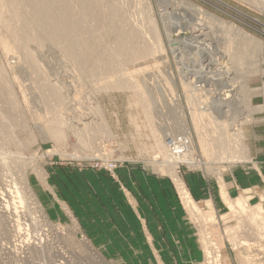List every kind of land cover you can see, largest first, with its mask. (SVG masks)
I'll list each match as a JSON object with an SVG mask.
<instances>
[{"label":"rangeland","instance_id":"374dc122","mask_svg":"<svg viewBox=\"0 0 264 264\" xmlns=\"http://www.w3.org/2000/svg\"><path fill=\"white\" fill-rule=\"evenodd\" d=\"M13 1L4 0L0 8H12ZM121 1L134 15L141 13L135 17L143 21L144 30L148 27L145 38L153 37L151 25L158 31L155 40L160 39L162 50L140 62L158 65V70L161 64L167 66L158 74L155 66L128 63L132 72L140 66L156 68L151 75L147 69L145 76L140 67L135 72L140 81L129 89H101L96 85L112 78L103 74L93 86L79 75L61 43L50 38L40 47L29 36L27 47L37 61L31 66L9 36L21 21L11 12L0 17V264H264V236L249 230L255 205L264 212V0ZM19 6L31 16L29 6ZM63 8L68 13L81 10L74 3ZM245 37L253 39L255 48L228 69L226 50ZM2 40L12 44L10 51L4 50ZM139 84L152 106L139 102ZM194 106L211 113L209 119L224 122L227 132L241 131L245 154L242 150L240 157L220 159L218 152L204 149L200 139L213 124L207 118L195 121ZM47 121L53 123L52 130H62L61 138L50 134ZM85 122L95 130L83 129ZM79 135L91 145H81ZM23 170L35 201L24 191ZM239 197H246L253 210L237 215L229 209L228 201ZM189 202L200 215L211 211L215 217L203 222L195 218Z\"/></svg>","mask_w":264,"mask_h":264},{"label":"bare ground","instance_id":"6f19581e","mask_svg":"<svg viewBox=\"0 0 264 264\" xmlns=\"http://www.w3.org/2000/svg\"><path fill=\"white\" fill-rule=\"evenodd\" d=\"M8 1V0H7ZM11 1V0H9ZM4 3L5 5V2L4 0H0V5ZM74 3V6L75 5H78L81 7V10L76 12V13H68L63 7L67 4V8L69 5L73 4ZM13 4V5H12ZM23 4H26L27 7L29 6V10H30V14L31 16H27L25 15L22 10V7L19 6V5H22ZM93 4V5H92ZM125 4V3H124ZM123 2L121 0H14L11 5L13 6L12 8H6V9H3L0 8V17H3L4 13L5 12H11V14L16 18V20H20L21 21V24L22 26L19 27V29H17L15 31V33H13V35H9L10 38L11 36L13 37V42H15L17 44V48L18 46H20L22 48V55L24 57H27V60L29 62V64L31 66H37V61L35 59V57L32 56V51L29 50V46L27 45V43L29 42L28 38L30 35H33V38L31 39L33 41V39L35 38V43L40 46L43 41H44V38H50L52 40V42H55V43H61V45L63 46V50H64V54L67 55V58L70 59V61L72 62V64L74 65V67L77 68V70L80 72L79 75L85 77L87 79V82H88V79L93 83L96 80L98 79H102V74L105 75L104 77H108V76H111L112 78L111 79H108V81H101L102 83L100 84V82L98 83L97 81V85L98 87H101V89H103L104 87H113V88H135L137 85L134 84L135 81H138L139 80V76L137 77L136 73L135 72H139L140 71V67L143 66L145 64L144 61L140 62V60L146 58L147 56H150L152 54H154L153 56H155V53H156V57H157V52L161 51L162 50V46H161V42L159 41L160 39H156L158 36L157 34V29L155 26L151 25V29L150 31L148 30V32H150L149 34H152L153 37L151 35H149V38L147 40V38H145V35H146V31H147V28L146 30H144L145 28H143V21L141 20H138V17H135L136 14H141V13H136L135 15L129 11V9H127V7H125L126 5H124ZM3 5V4H2ZM1 5V6H2ZM9 7V6H8ZM11 7V6H10ZM72 7V6H71ZM66 8V9H67ZM194 8V7H193ZM197 8V7H196ZM27 9V8H26ZM69 9V8H68ZM75 9V8H73ZM195 9V8H194ZM197 10V9H196ZM198 10H200L198 8ZM197 10V11H198ZM28 11V10H27ZM74 11V10H73ZM76 11V9H75ZM146 11V10H144ZM203 11V10H202ZM148 12V11H147ZM201 13V12H199ZM10 14V13H9ZM149 14V13H148ZM203 14V13H202ZM198 15V14H197ZM5 16V15H4ZM139 16V15H137ZM143 16V15H142ZM214 16V15H213ZM10 17V16H9ZM147 17V16H146ZM149 17V16H148ZM164 17V16H163ZM204 17V16H203ZM209 17V16H208ZM211 18L212 15H210ZM139 18H142L143 17H139ZM2 19V18H1ZM12 19V17H11ZM10 19V20H11ZM146 19V18H144ZM150 19V18H149ZM183 19V18H182ZM210 19V18H209ZM32 21H34L33 23H30ZM204 20V18H203ZM6 21V20H4ZM9 21V20H8ZM15 21V20H14ZM30 21V22H29ZM94 21V22H93ZM148 21V20H147ZM151 21V20H150ZM148 21V22H150ZM177 21V20H176ZM153 22V21H152ZM203 22V21H202ZM222 22V21H221ZM7 23V21H6ZM186 23V22H185ZM201 23V22H200ZM5 24V23H4ZM18 24V22H17ZM177 24V23H176ZM189 24V23H188ZM192 24V23H191ZM195 24V23H194ZM204 24V23H203ZM3 25V23H2ZM195 26V25H194ZM198 26V25H197ZM201 26V25H200ZM10 27V26H9ZM8 27V28H9ZM16 27V26H15ZM150 27V25H149ZM191 28V27H190ZM202 28H205V27H201ZM10 29V28H9ZM14 30V28H12ZM31 29V31H30ZM196 29V28H195ZM198 29V28H197ZM196 29V30H197ZM212 29V28H211ZM11 30V29H10ZM166 30V29H165ZM168 30V29H167ZM205 30V29H204ZM240 30V29H239ZM4 31V30H3ZM12 31V30H11ZM10 31V32H11ZM169 31V30H168ZM198 31V30H197ZM215 31V30H214ZM6 32V31H5ZM147 32V33H148ZM192 32V31H191ZM217 32V31H216ZM167 33V32H166ZM174 33V31H173ZM200 33V32H199ZM203 33V32H202ZM215 33V32H214ZM227 33V32H226ZM9 34V33H8ZM176 34V33H175ZM201 34V33H200ZM212 34V33H211ZM217 34V33H216ZM196 35V34H195ZM241 35V34H240ZM152 38H151V37ZM167 36V35H166ZM212 36V35H210ZM227 36V35H226ZM177 37V36H176ZM216 37V36H215ZM220 37V36H219ZM235 37V36H234ZM214 38V37H213ZM227 38V37H226ZM243 38V37H242ZM251 38V37H250ZM149 39H152L151 40V43L149 42ZM155 41H154V40ZM246 39V40H245ZM245 41L243 40H239V43L237 44V46L235 47H228V49L226 50V53L228 54V69H233V68H236V63L239 62L241 59H244L246 58L248 55H250V53L253 51V49L255 48V45L253 43V39H248L245 37ZM236 40V38L234 39ZM153 41V43H152ZM222 41V40H221ZM255 41V40H254ZM3 46H4V50L5 51H10L11 50V47L12 44L6 42L5 40H2L1 41ZM10 42V40H9ZM208 42V41H207ZM214 42V41H213ZM228 44L231 42V39H228ZM235 41H233L234 43ZM33 43V42H32ZM216 43V42H215ZM257 43H259L257 41ZM46 44V42H45ZM181 44V43H180ZM217 44V43H216ZM221 44V43H220ZM9 45V46H8ZM35 45V44H34ZM50 45V44H49ZM59 45V44H57ZM224 45V44H223ZM28 46V47H27ZM61 46V47H62ZM174 46V45H173ZM257 46V45H256ZM16 47V46H15ZM14 47V48H15ZM19 47V49H20ZM41 47V46H40ZM56 47V46H55ZM54 47V48H55ZM58 47V46H57ZM60 47V48H61ZM13 48V47H12ZM42 49V48H41ZM40 49V50H41ZM62 49V48H61ZM62 50V52H63ZM34 51V50H33ZM39 51V50H38ZM61 51V50H60ZM19 52V51H18ZM59 52V51H58ZM61 52V53H62ZM208 52V51H207ZM35 53V52H34ZM214 53V52H213ZM18 54V53H17ZM41 54V53H40ZM38 55V54H37ZM161 55V54H159ZM152 56V57H153ZM195 56V55H193ZM204 56V55H203ZM202 56V57H203ZM151 57V56H150ZM155 58V57H154ZM154 58L152 60H154ZM22 59V58H21ZM24 59V58H23ZM147 59V58H146ZM150 58H148L149 60ZM156 59V58H155ZM215 59V58H214ZM139 60V62L137 61ZM148 60H145V61H148ZM151 60V59H150ZM149 62H152L153 61H150ZM157 60V59H156ZM207 60V59H206ZM133 61H136L137 63H139V65L142 63V65L139 67V65H137L139 68L138 69H133V72L131 69H129L130 67L127 66L128 63H132ZM163 60H160V62L162 63ZM250 61V60H249ZM27 62V64H28ZM135 62V63H136ZM144 62V64H143ZM156 62V61H155ZM248 62V61H247ZM136 63V64H137ZM157 63V62H156ZM133 64V63H132ZM131 64V67L132 66H135ZM146 64L148 65V67L150 65H152L151 63L148 64V62H146ZM145 64V65H146ZM164 64V63H163ZM205 64V63H204ZM209 64V63H208ZM211 64V63H210ZM239 64V63H238ZM244 64V62H243ZM129 65V64H128ZM146 65V66H147ZM162 65V64H161ZM159 66V70L155 64L152 65L153 67L155 66L157 68L155 69H152V70H156V72L158 73L161 68L163 66H166V65H162V66ZM190 65V64H189ZM214 65V64H213ZM39 66V65H38ZM126 66L128 67V69L131 71L129 72L128 69L126 68ZM151 66V67H152ZM182 66V65H181ZM203 66V65H202ZM236 66V67H235ZM244 66V65H243ZM30 67V66H29ZM161 67V68H160ZM189 67V66H188ZM75 68V69H76ZM134 68V67H133ZM137 68V67H135ZM142 68V71H144V74L146 76L147 72L150 73L152 70L151 68H146L145 69L143 67ZM167 68V66L165 67V69ZM183 68V67H182ZM187 68V66H186ZM213 68V67H212ZM245 68V67H244ZM34 69V68H33ZM147 69H149L147 71ZM227 69V68H226ZM38 70V69H37ZM180 70V69H179ZM186 70V69H185ZM202 70V69H201ZM207 70V69H206ZM216 70V69H215ZM218 70V68H217ZM1 71V70H0ZM128 71V72H127ZM147 71V72H146ZM153 71V72H154ZM165 71V70H164ZM214 71V70H213ZM221 71V70H220ZM247 71V70H246ZM141 72V71H140ZM139 72V73H140ZM151 72V73H153ZM205 72V71H203ZM209 72V71H208ZM118 73H120L119 75H117ZM135 73V74H134ZM151 73L149 75H151ZM198 73V72H197ZM160 74V72L158 73ZM185 74V73H184ZM201 74V73H200ZM78 75V76H79ZM101 75V76H100ZM107 75V76H106ZM153 75V74H152ZM166 75V74H165ZM183 75V73H182ZM191 75V74H190ZM2 76V75H1ZM100 76V78L98 77ZM144 78V75H141L140 78ZM155 76H158L157 74H155ZM194 76V75H193ZM221 76V75H220ZM151 77V76H149ZM154 77V76H152ZM151 77V78H152ZM159 77V76H158ZM164 77V76H163ZM186 77V76H185ZM46 78V77H45ZM81 79V77H79ZM84 78V79H85ZM147 78V77H146ZM151 78H148V79H151ZM161 78V77H160ZM167 78V77H166ZM184 78V77H183ZM182 78V79H183ZM198 79V77H196ZM214 78V77H213ZM233 78V77H232ZM236 78V77H234ZM104 79V78H103ZM157 80V78H155ZM159 79V78H158ZM163 79V78H162ZM165 79V78H164ZM211 79V78H210ZM83 81V79H81ZM142 80V79H141ZM153 80V78H152ZM152 80L150 82H152ZM236 80V79H235ZM4 81V79H3ZM46 81V80H45ZM140 81V80H139ZM142 81H145V80H142ZM147 81V80H146ZM166 81V80H165ZM168 81V80H167ZM193 81V79H192ZM87 82H86V85H87ZM148 82V81H147ZM163 82V81H162ZM4 83V82H3ZM7 83V82H5ZM85 83V81H84ZM219 83V82H218ZM96 84V83H95ZM216 84V83H215ZM228 84V83H227ZM234 84V83H233ZM2 85V84H1ZM6 85V84H5ZM8 85V84H7ZM90 85V84H89ZM152 85V83H151ZM242 85V84H241ZM93 86H94V83H93ZM142 85L139 84V86L137 87V89H140ZM160 86V85H159ZM232 86V85H231ZM7 87V86H6ZM152 87V86H151ZM150 87V88H151ZM4 88V87H2ZM8 88H10L8 86ZM90 88H93V87H90ZM144 88V87H143ZM146 88V87H145ZM144 88V89H145ZM5 89V88H4ZM99 89V88H98ZM97 89V90H98ZM100 89V90H101ZM127 89V90H128ZM147 89V88H146ZM152 89V88H151ZM150 89V90H151ZM245 89V88H244ZM94 90V89H93ZM92 90V91H93ZM105 90V89H104ZM123 90V89H122ZM148 90H149V86H148ZM155 89H153L154 91ZM185 90V89H184ZM197 90V89H196ZM233 90V89H232ZM95 91V90H94ZM103 91V90H102ZM126 91V90H125ZM147 91V90H145ZM5 92V91H4ZM48 92V91H47ZM149 93H151L150 91H148ZM189 92V90H188ZM197 92V91H196ZM1 93V92H0ZM9 93V91L7 92ZM50 93V92H49ZM54 93V92H53ZM96 93V92H95ZM144 90L141 88L140 90L136 91V94L139 96V99H141L139 102L141 103L142 101L144 102H148V104H150L151 102H149V97H145V95L147 96V94L145 93L144 95ZM203 93V92H202ZM243 93V92H242ZM247 93V92H246ZM131 94V93H130ZM155 94V93H154ZM153 94V95H154ZM156 94H158V92L156 91ZM186 94V93H185ZM189 94V93H188ZM201 94V93H200ZM215 94V93H214ZM245 94V93H244ZM5 95V94H4ZM52 95V94H51ZM152 95V94H150ZM149 95V96H150ZM184 95V94H183ZM193 97V95L195 96V93L192 92L191 94ZM237 95V93H236ZM2 96V95H0ZM9 96V95H8ZM166 96V94H165ZM164 96V97H165ZM171 96V95H170ZM174 97V95H172ZM235 96V95H234ZM245 96V95H244ZM247 96V95H246ZM245 96V97H246ZM57 97V96H56ZM156 98V96H154ZM158 97V96H157ZM160 97V96H159ZM159 101H161V98ZM187 97V96H186ZM190 97V98H191ZM210 97V96H209ZM220 97V96H219ZM233 97V96H232ZM238 97V96H237ZM59 98V97H58ZM152 98V96H151ZM150 98V99H151ZM189 98V99H190ZM249 98V97H248ZM247 98V99H248ZM157 99V98H156ZM155 99V101H156ZM166 99V98H165ZM174 100V98H172ZM178 99V97H177ZM186 99V98H185ZM232 99H235V98H232ZM169 100V99H168ZM196 100V99H195ZM222 100V99H221ZM229 100V99H228ZM238 100V98H237ZM153 101H154V98H153ZM158 101V103H159ZM167 101V100H166ZM197 102V101H196ZM224 102V101H223ZM232 102V101H231ZM238 102V101H237ZM248 102V100L246 101V103ZM138 103V102H137ZM157 103V101H156ZM157 103V104H158ZM200 103V102H199ZM204 103V102H203ZM221 103V102H220ZM234 103V102H233ZM143 104V103H142ZM147 104V103H146ZM144 105V107H147L149 105ZM191 104L193 105L194 102H191ZM237 105L239 103H236ZM241 104V103H240ZM156 105V104H155ZM162 105V104H161ZM212 105V104H210ZM244 105V104H242ZM248 106V109L250 106L249 102L247 104ZM143 106V105H142ZM151 106H152V103H151ZM189 106V105H188ZM229 106H231L229 104ZM234 106V104H233ZM246 106V105H245ZM156 107V106H155ZM161 107V106H160ZM159 107V108H160ZM192 107V106H191ZM190 107V108H191ZM212 107V106H211ZM244 107V106H243ZM96 109H99L98 107L95 106ZM151 108V107H150ZM219 108V107H218ZM217 108V109H218ZM226 108V107H225ZM253 109V107H251ZM261 108V107H260ZM147 109V108H146ZM163 109V108H162ZM161 109V110H162ZM238 109V108H237ZM236 109V110H237ZM243 109V108H242ZM245 109V108H244ZM258 109V108H257ZM145 110V109H144ZM143 110V111H144ZM157 110V109H156ZM229 110V109H228ZM233 110V109H231ZM246 111H249L247 109H245ZM223 111V109H222ZM149 112V111H148ZM164 112V111H163ZM182 112V111H181ZM211 112H213L211 110ZM217 112V111H216ZM225 112V111H224ZM231 112V111H230ZM233 112V111H232ZM231 112V113H232ZM245 112V111H244ZM165 113V112H164ZM194 117H195V121H198L200 119H203V120H206L205 118H207L209 121L208 122H212L213 124V128H210V129H204L206 130L205 134L206 136L205 137H202L201 140V146L204 147V149L206 148L208 151H211L216 153L218 152L219 154V158L222 159L227 156V157H237L236 155H238L239 157L242 155L241 154V151L243 150L244 151V146L242 145L241 141L240 140V137H243L242 135V132L239 131V132H236V133H229L227 132V129H226V124H224V122H221V121H217L214 117L212 119V117L209 119L211 115L204 112V110H201L199 107H193V111H192ZM229 113V112H228ZM238 113V112H237ZM240 113V112H239ZM241 113H243L241 111ZM251 113V112H249ZM247 113V115L249 114ZM215 114V113H214ZM213 114V115H214ZM233 114V113H232ZM235 114V112H234ZM245 114V113H244ZM4 115V114H3ZM2 115V116H3ZM151 116V114H149ZM158 115V114H157ZM148 116V115H147ZM156 116V115H155ZM181 116V114H180ZM221 116V114H220ZM223 116V114H222ZM232 116V115H230ZM236 116V115H235ZM238 116V115H237ZM242 116V114H241ZM240 116V118H241ZM246 116V115H245ZM149 117V116H148ZM216 117V116H215ZM180 118V117H179ZM223 118V117H222ZM233 119V117H230ZM236 118V117H235ZM249 118V117H248ZM149 119V118H148ZM154 119V118H153ZM160 119V117H159ZM163 119V118H162ZM246 119V118H245ZM55 120V118H54ZM92 120V119H91ZM158 120V119H156ZM236 120V119H235ZM249 120V119H248ZM50 121V120H49ZM53 121V120H52ZM64 121V120H63ZM102 121V120H101ZM151 121V120H150ZM161 121V120H160ZM193 121V120H192ZM231 122V119L229 120ZM234 121V120H233ZM48 122V121H47ZM155 122V121H154ZM164 122V121H163ZM166 122V121H165ZM206 122V121H205ZM207 122V123H208ZM228 122V121H227ZM251 122V121H250ZM61 123V122H60ZM78 123V122H77ZM94 122H92L93 124ZM100 123V122H99ZM97 124L100 126V124ZM158 123V122H157ZM169 123H172L170 122L169 120ZM53 124V123H52ZM52 124H49V122L47 123V127H49V131H50V134L53 135L54 137H57V138H61L63 134V132L61 133L58 132L59 130L56 131L55 130H52V128L54 126H52ZM56 123H54L55 125ZM80 124V123H79ZM91 124V122H85L84 123V127L83 129H91L94 127H89ZM165 124V123H164ZM167 124V123H166ZM197 124V122H196ZM204 125L206 123H203ZM230 124V123H229ZM234 124V123H233ZM237 124V123H236ZM243 124V123H242ZM95 124L91 125V126H94ZM160 125V124H159ZM208 125V124H207ZM206 125V126H207ZM228 125V124H227ZM239 125V124H238ZM45 126V124H44ZM69 126V125H68ZM82 126H83V123H82ZM104 126L101 124V127ZM158 126V125H157ZM168 126V124H167ZM205 126V128H206ZM52 127V128H51ZM78 127V126H77ZM155 127V126H154ZM164 127V125H163ZM171 127V126H170ZM210 127V125L208 126ZM45 128V129H46ZM56 128V127H55ZM59 128V127H58ZM71 128V127H69ZM68 128V129H69ZM75 128V126H74ZM95 128H98V126H96ZM159 128V127H158ZM240 128V127H239ZM44 129V130H45ZM61 129V128H60ZM80 129V128H79ZM77 129V130H79ZM166 129V128H165ZM76 130V129H75ZM76 130V131H77ZM81 130V129H80ZM95 130V129H94ZM97 130V129H96ZM99 130H101L99 128ZM104 130L105 127H104ZM104 130L102 129V131L104 132ZM153 129H151L152 131ZM234 130V129H233ZM239 130V129H238ZM48 131V132H49ZM75 131V132H76ZM89 131V130H88ZM93 131V130H91ZM158 131V130H157ZM161 131V130H160ZM171 131V130H170ZM182 131V130H181ZM3 132V131H1ZM43 132V131H42ZM82 132V130H81ZM84 132V131H83ZM95 132V131H93ZM155 132V131H154ZM152 132V133H154ZM167 132V131H166ZM165 132V133H166ZM183 132V131H182ZM45 133V132H44ZM91 133V132H90ZM162 133V132H161ZM164 133V134H165ZM175 133V132H174ZM173 133V134H174ZM178 132H176L177 134ZM49 134V135H50ZM78 134V132H77ZM75 134V135H77ZM159 134V132H158ZM164 134H161V135H164ZM167 134V133H166ZM171 134V133H170ZM168 134V135H170ZM244 134V133H243ZM6 135V134H5ZM12 135V134H11ZM14 135V134H13ZM45 135V134H44ZM152 135V134H151ZM156 135L155 137H157V133L154 134ZM151 136V137H154ZM172 135V134H171ZM170 135V136H171ZM175 135V134H174ZM7 136V135H6ZM47 136H48V133H47ZM150 136V135H149ZM159 136V135H158ZM167 136V135H165ZM10 137V136H9ZM13 137V136H11ZM19 137V136H18ZM155 137L153 139H155ZM169 137V136H168ZM6 138V137H5ZM15 138H16V135H15ZM49 138V136H48ZM56 138V139H57ZM165 138V137H164ZM11 139V138H10ZM14 139V138H13ZM160 139V137H159ZM159 139L157 138V140L159 141ZM163 139V136L162 138ZM160 139V140H161ZM172 139V138H169V140ZM176 139V138H175ZM18 140V139H16ZM23 140V139H22ZM60 140V139H59ZM156 140V139H155ZM154 140V141H155ZM165 140V139H164ZM161 141V143L164 142ZM173 140V139H172ZM1 141V140H0ZM8 141V140H7ZM6 141V142H7ZM10 141V140H9ZM13 141V140H12ZM15 141V140H14ZM26 141V140H25ZM79 141L81 143V145H91V142L89 141L88 138H84L83 136H80L79 135ZM238 142L237 143V146L236 143L234 146H232L234 144V142ZM3 142V141H2ZM20 141L18 140V143ZM160 142V141H159ZM169 142V141H167ZM166 140H165V143H167ZM172 142V141H171ZM14 143V142H12ZM23 143V141H22ZM157 143V142H156ZM160 143V144H161ZM173 143V142H172ZM172 143H169L172 145ZM175 143V142H174ZM26 144H27V141H26ZM77 144V142H76ZM79 144V143H78ZM159 144V145H160ZM5 145V144H4ZM8 145V144H7ZM13 145H16L17 146V143L15 142V144ZM12 145V146H13ZM23 145L25 146V144L23 143ZM80 145V144H79ZM88 145V146H89ZM166 145V144H165ZM10 146V145H9ZM27 146V145H26ZM29 146V144H28ZM169 145H167L166 147H168ZM153 147V146H151ZM155 147H157L155 145ZM171 147V146H170ZM202 147V148H203ZM4 148V147H3ZM14 148V147H13ZM17 148H19L17 146ZM159 148V147H158ZM162 148V146H161ZM160 148V149H161ZM8 149V148H7ZM163 149V148H162ZM161 149V150H162ZM247 149V148H246ZM9 150V149H8ZM17 150V149H16ZM88 150V149H87ZM203 150V149H202ZM10 151V150H9ZM170 151V150H169ZM242 151V152H243ZM1 152H2V149H1ZM12 151H10V154H11ZM162 152V151H161ZM167 152V150H166ZM172 152V151H171ZM187 152V151H186ZM185 152V153H186ZM207 152V151H206ZM9 153V152H8ZM14 152H12L13 154ZM18 153V152H17ZM84 153V152H82ZM174 153V152H172ZM171 153V154H172ZM182 153V152H181ZM204 153V152H203ZM202 153V154H203ZM165 154L168 155V153H164V156ZM205 154V153H204ZM207 154H209L207 152ZM244 154H245V151H244ZM3 155V154H2ZM9 155V154H8ZM161 155V154H160ZM176 155V154H175ZM179 155V154H178ZM189 155V154H188ZM214 155V154H213ZM216 155V157L218 156ZM226 155V156H224ZM11 156V155H10ZM18 156V155H17ZM74 156V155H73ZM79 155H75L74 157H78ZM85 156V155H84ZM93 156V155H92ZM173 156V155H172ZM180 156V155H179ZM206 156V155H205ZM220 156H223L222 158ZM15 157V156H14ZM167 157V156H166ZM165 157V158H166ZM204 157V156H203ZM207 157V156H206ZM216 157H214V159H216ZM4 158V157H3ZM83 158V157H82ZM163 158V156H162ZM171 158V157H170ZM176 158V157H175ZM188 158V156H187ZM191 158V157H190ZM218 158V157H217ZM247 158V157H246ZM16 158H14L15 160ZM19 159V157H18ZM169 159V158H168ZM186 159V158H185ZM231 159V158H230ZM2 160V159H1ZM22 160V159H21ZM166 160V159H165ZM228 160V159H227ZM237 160V159H236ZM5 161V160H4ZM3 161V162H4ZM12 161V160H11ZM167 161V160H166ZM173 161V160H172ZM180 161H182L180 159ZM186 161H190V160H186ZM246 161V160H245ZM18 162V161H17ZM229 162H232V161H229ZM5 163V162H4ZM22 163V162H21ZM164 163V162H162ZM33 164V163H32ZM167 164H168V161H167ZM171 164V163H170ZM6 165V164H5ZM22 165V164H21ZM174 166V165H173ZM21 167V166H20ZM36 168V167H35ZM160 168V167H159ZM25 169V167H24ZM33 169V168H32ZM173 169V168H172ZM21 170V171H20ZM20 172H22V169L20 168ZM170 171V170H169ZM215 171V170H214ZM168 172V171H167ZM26 173V172H25ZM24 170H23V173L20 175L21 179L22 180V183H23V188H24V191L26 192V194H28L29 198H31L33 201L34 200V197H33V192L31 191V189H29V186L26 182V177L24 176ZM217 173V172H216ZM220 174V173H219ZM27 175V174H26ZM20 186V185H19ZM20 189V188H19ZM23 192V190L21 191ZM222 192V191H221ZM23 194V193H22ZM24 195V194H23ZM22 196V195H21ZM24 199V197H23ZM30 199V200H31ZM36 199V198H35ZM28 200V198H27ZM22 201V200H21ZM25 201V199H24ZM228 201V200H227ZM186 206L188 207L189 211L194 214L195 218H198L203 222V221H207V220H210V219H213L215 216L213 214V212H208L207 213V216L202 214L200 215L199 214V210L198 208L196 207L195 204L193 203H187ZM228 207L229 209H231L233 212H235L236 214L237 213H244L246 211L249 210V212L253 209L254 212L252 214H249V230L251 231V233H253L255 236L257 237H263L264 236V218L262 217V213L263 212V209L262 207H260V205H255L256 208H253L251 209V207L249 206L248 204V201H247V198H243V197H239L237 199H234L233 201H228ZM29 209V208H28ZM41 209V208H40ZM251 209V210H250ZM29 211V210H28ZM36 214V213H35ZM238 215V214H237ZM242 215V214H241ZM247 218V217H246ZM34 219V218H33ZM38 221V220H37ZM206 225V224H205ZM243 229V228H242ZM231 230V229H230ZM235 230V229H234ZM244 231V230H243ZM17 232V231H16ZM18 233V232H17ZM16 234V233H15ZM230 234V233H229ZM14 235V234H13ZM18 235V234H17ZM238 236V235H237ZM241 237V236H240ZM234 238V236H233ZM243 238V237H242ZM232 239V237H231ZM236 239V237H235ZM239 239V238H238ZM241 239V238H240ZM239 239V240H240ZM260 239V238H258ZM209 240V239H208ZM234 241V240H233ZM210 242V241H209ZM212 244V243H211ZM234 244V243H233ZM235 244L238 245V242L236 240ZM239 245H245V242H239ZM247 245V244H246ZM214 247V246H213ZM237 247V246H235ZM207 250V249H206ZM216 251V250H215ZM212 254V253H211ZM100 257V255H99ZM215 257V256H214ZM217 257V256H216ZM101 259V258H100ZM214 259V258H213ZM209 261V260H208ZM216 261V260H215ZM219 264V263H218Z\"/></svg>","mask_w":264,"mask_h":264},{"label":"crops","instance_id":"0c3cea01","mask_svg":"<svg viewBox=\"0 0 264 264\" xmlns=\"http://www.w3.org/2000/svg\"><path fill=\"white\" fill-rule=\"evenodd\" d=\"M156 236V235H155ZM158 239V238H157ZM153 238L150 240V243H152ZM161 244H164V241L160 238Z\"/></svg>","mask_w":264,"mask_h":264}]
</instances>
